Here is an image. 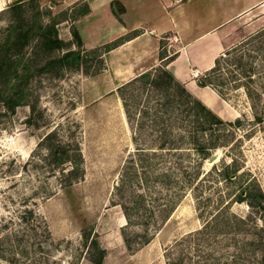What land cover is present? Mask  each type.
<instances>
[{
  "label": "rangeland",
  "instance_id": "rangeland-1",
  "mask_svg": "<svg viewBox=\"0 0 264 264\" xmlns=\"http://www.w3.org/2000/svg\"><path fill=\"white\" fill-rule=\"evenodd\" d=\"M18 3L25 4L29 15H38L39 23H56L58 37L66 44L72 42V31L80 26L76 21L86 10L82 0H37L33 6L30 0H0V41L15 21L10 8ZM255 14L235 21L243 26L256 20ZM259 18V29L247 37L264 29V15ZM170 41L166 51L174 58L179 43L174 37ZM242 52L251 56L243 63L253 66L251 75L256 77L251 88L259 96L253 101L258 107L231 81L226 87L229 101L212 89L218 96V111L227 113L222 119L234 122L242 117L243 126L217 132L222 146L208 159L201 160L191 149L177 153L189 173L184 174L189 178L186 187L175 193L174 211L150 243L129 251L122 237L126 220L113 203L114 189L138 145L151 147L152 141L148 131L137 129V119L128 122L118 91L134 76H120L113 58L102 65L94 53L88 54L80 70L38 71L58 53L49 54L33 44L23 48L19 68L29 66L30 71H24L19 84L26 103L15 111L0 110V264H93V237L106 250L103 264H169L173 259L183 264H264V209L258 207L264 196V123L254 121L255 110L264 112V35L247 43ZM233 70L234 66L228 67L224 76L229 80L242 76ZM28 104L37 107L33 125L26 123L31 115ZM229 110L236 117L228 119ZM53 130L63 142L81 146L85 175L70 187L62 186L59 171L49 160L40 161L46 151H39L38 144ZM219 212L228 219V229L223 228L228 233L197 234Z\"/></svg>",
  "mask_w": 264,
  "mask_h": 264
},
{
  "label": "trees",
  "instance_id": "trees-1",
  "mask_svg": "<svg viewBox=\"0 0 264 264\" xmlns=\"http://www.w3.org/2000/svg\"><path fill=\"white\" fill-rule=\"evenodd\" d=\"M36 1L30 0V4L33 6ZM10 11L16 14L15 21L10 23L7 35L0 41V110L15 111L26 103L27 96L19 82L24 71L30 69L29 66L20 69L18 61L21 50L28 44L42 47L49 54L58 53L48 57L42 69L38 71H50L54 68L80 70L87 62L88 54H96L103 65L105 54L124 40L122 38L87 51L76 29L72 31V42L66 44L58 37L56 23H39V16L29 15L24 3L14 5ZM87 12L86 5L82 15ZM116 16L118 18L117 13ZM263 35L264 29L217 57L213 67L198 77L200 86L210 87L222 99L229 101L226 87L231 81L235 83V88L244 90L246 97L252 101V106L258 107L253 101L259 96H255L251 88L256 77L251 75L253 66L249 62L243 63L246 57L250 59L251 56H246L242 51L247 43L259 41ZM258 50L261 48L258 47ZM231 66L235 68L233 72L238 70L242 76H230V80L229 76H224L228 75V67ZM10 83L13 85L9 88ZM118 91L128 122L132 124L137 119V129L140 132L148 131L152 137L149 142L151 147L141 148L138 145L126 161L113 194V203L120 206L126 220V225L122 228L126 248L136 251L150 243L155 232L174 211L178 202L175 193L183 192L186 187L184 183L189 178H184V174L189 173L187 166L183 164L182 154L177 153L191 149L201 160L210 158L212 152L222 146V143L219 144L220 138L216 136L217 132L226 127H242L243 119L239 117L234 122L224 121L197 99L164 65L137 76L122 85ZM28 105L31 115L26 123L33 125L37 107L36 104ZM254 115L255 122L264 123V112L255 110ZM38 150L46 151L45 156L41 155L40 161L49 160V165L59 171L63 187H70L84 178V159L79 142H63L58 131L53 130L41 139ZM166 155H170L171 159H167ZM228 168L225 166L223 169L226 179L231 177ZM170 192L173 193L169 194ZM250 196L249 193L248 198ZM260 198L258 207L264 209V196L261 194ZM250 206L257 207L252 201ZM223 228L228 229V219L225 218L224 212H219L197 234L216 235L217 231L228 233V230ZM90 249L95 251L91 258L92 263L103 264L106 250L102 248L97 237L90 241ZM169 264L183 263L182 260L173 259Z\"/></svg>",
  "mask_w": 264,
  "mask_h": 264
},
{
  "label": "crops",
  "instance_id": "crops-1",
  "mask_svg": "<svg viewBox=\"0 0 264 264\" xmlns=\"http://www.w3.org/2000/svg\"><path fill=\"white\" fill-rule=\"evenodd\" d=\"M82 1L88 12L79 17L76 24L80 26L75 28L85 49L123 38L104 56L105 62L113 58L114 65H119L120 76L136 78L164 65L194 96L225 118L227 113H219L205 100L211 97L219 105L216 93L198 86L195 78L213 67L218 54L259 29L256 25L264 15V0ZM249 14H255L256 20L243 26L236 23ZM173 37L179 50L170 60L166 49L172 46L168 44ZM231 111L228 119L236 117Z\"/></svg>",
  "mask_w": 264,
  "mask_h": 264
},
{
  "label": "bare ground",
  "instance_id": "bare-ground-1",
  "mask_svg": "<svg viewBox=\"0 0 264 264\" xmlns=\"http://www.w3.org/2000/svg\"><path fill=\"white\" fill-rule=\"evenodd\" d=\"M206 102L209 104L210 107H212L215 110H219L218 108V104L216 101H214V99H211V97H206L205 98ZM219 113H222L221 111Z\"/></svg>",
  "mask_w": 264,
  "mask_h": 264
},
{
  "label": "built area",
  "instance_id": "built-area-1",
  "mask_svg": "<svg viewBox=\"0 0 264 264\" xmlns=\"http://www.w3.org/2000/svg\"><path fill=\"white\" fill-rule=\"evenodd\" d=\"M174 40H175V41H177V39H176V38H174Z\"/></svg>",
  "mask_w": 264,
  "mask_h": 264
}]
</instances>
